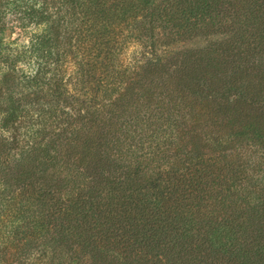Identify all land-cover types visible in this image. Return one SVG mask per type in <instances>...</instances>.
<instances>
[{
  "label": "trees",
  "instance_id": "16d2710c",
  "mask_svg": "<svg viewBox=\"0 0 264 264\" xmlns=\"http://www.w3.org/2000/svg\"><path fill=\"white\" fill-rule=\"evenodd\" d=\"M0 264H264V0H0Z\"/></svg>",
  "mask_w": 264,
  "mask_h": 264
},
{
  "label": "rangeland",
  "instance_id": "374dc122",
  "mask_svg": "<svg viewBox=\"0 0 264 264\" xmlns=\"http://www.w3.org/2000/svg\"><path fill=\"white\" fill-rule=\"evenodd\" d=\"M199 45H201V43H199Z\"/></svg>",
  "mask_w": 264,
  "mask_h": 264
}]
</instances>
